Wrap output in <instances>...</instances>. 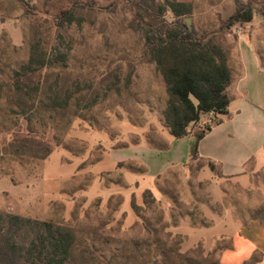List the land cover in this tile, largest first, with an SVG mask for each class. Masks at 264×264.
I'll return each instance as SVG.
<instances>
[{
	"label": "rangeland",
	"instance_id": "rangeland-1",
	"mask_svg": "<svg viewBox=\"0 0 264 264\" xmlns=\"http://www.w3.org/2000/svg\"><path fill=\"white\" fill-rule=\"evenodd\" d=\"M25 1L34 4L37 22L70 8L73 1L87 4L76 13L81 23H72L67 30L68 65L73 73L81 65L85 80L93 83L110 71L106 82L115 87L90 109L70 107L55 113L43 138L58 145L45 159L9 160L0 154V213L70 228L74 243L65 264H222L220 252L230 246L227 225L255 218L264 226V167L241 182L211 175L201 161L166 170L170 163L188 159L189 142L179 140L174 152L149 143H171L161 117L167 95L153 64L142 57V39L126 28L130 14L125 0ZM193 2L195 11L185 22L206 32L215 30L218 19L224 20L230 10V0ZM260 19L255 12L252 26L237 25L223 35L233 77L237 73L234 30H254L264 39ZM29 24L17 1L0 0L4 73L27 59ZM52 36L49 27L36 38L50 45ZM213 121L212 115L202 116L190 134ZM14 123L0 115L1 131L23 129L21 122ZM153 169L163 173L153 177ZM145 189L151 190L153 203H142ZM131 201L138 206L136 214Z\"/></svg>",
	"mask_w": 264,
	"mask_h": 264
},
{
	"label": "trees",
	"instance_id": "trees-1",
	"mask_svg": "<svg viewBox=\"0 0 264 264\" xmlns=\"http://www.w3.org/2000/svg\"><path fill=\"white\" fill-rule=\"evenodd\" d=\"M15 1L30 18L32 34L28 38L27 59L9 73L0 69V115L14 119L15 125L21 122L24 127L21 131V126L0 130V154L9 160L41 161L58 145L55 141L51 146L43 138L47 128L52 126L55 113L70 107L76 111L90 109L115 84L106 82L110 71H105L93 83L85 80L81 65L75 73L68 65L71 37L67 30L72 23L77 26L81 23L76 13L87 4L73 1L70 8L37 22L33 3ZM233 2V12L224 20L218 19L215 30L206 32L185 22L195 11L193 0H125L130 14L126 28L142 39V57L153 64L164 85L167 100L161 112L163 126L175 140L189 137V165L201 161L197 155L201 138L219 124L222 117L228 116L227 89L233 80V71L228 51L222 44L223 35L232 27L251 22L255 12L264 21V3L254 6L249 1ZM46 24L50 25L45 27ZM49 27L53 29L50 45L36 38L40 30L47 31ZM233 39L235 41L236 36ZM124 80L128 83L129 75ZM204 115H212L214 121L190 134L191 126ZM149 143L158 148L168 147L153 144V141ZM201 162L215 176L221 177L212 161ZM141 200L146 205L156 199L151 190L145 189ZM130 208L136 214L138 206L133 201ZM73 243L74 235L68 227L0 213V264H65ZM255 262L251 257L249 263Z\"/></svg>",
	"mask_w": 264,
	"mask_h": 264
},
{
	"label": "crops",
	"instance_id": "crops-1",
	"mask_svg": "<svg viewBox=\"0 0 264 264\" xmlns=\"http://www.w3.org/2000/svg\"><path fill=\"white\" fill-rule=\"evenodd\" d=\"M229 9L226 18L234 10L233 0H230ZM259 22L264 24L262 18ZM253 23L254 16L252 21L245 25L252 26ZM263 46L264 39L254 30L241 32L236 36L237 73L227 89L230 99L228 116L222 117L219 124L212 126L197 144L198 157L201 161H212L221 173V178L247 181L250 172L264 167ZM179 140H185L187 143L189 137L177 140L172 138L168 152H174ZM176 165L187 167L189 160L184 159L180 164L172 162L166 170ZM203 167L206 165L203 164ZM145 170L147 172L146 168ZM208 172L214 175L211 171ZM150 173L157 177L163 171L153 169ZM232 225L233 228L230 229ZM232 225H227L230 246L221 250L220 262L241 264L255 253H259L255 264H264L263 224L255 218H249Z\"/></svg>",
	"mask_w": 264,
	"mask_h": 264
},
{
	"label": "built area",
	"instance_id": "built-area-1",
	"mask_svg": "<svg viewBox=\"0 0 264 264\" xmlns=\"http://www.w3.org/2000/svg\"><path fill=\"white\" fill-rule=\"evenodd\" d=\"M234 33L238 36L241 32H240V29H235L234 30Z\"/></svg>",
	"mask_w": 264,
	"mask_h": 264
}]
</instances>
